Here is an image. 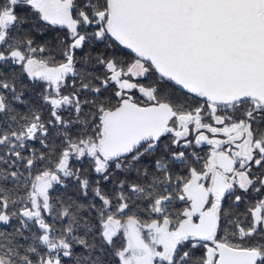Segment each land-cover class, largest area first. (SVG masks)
<instances>
[{"label":"snow or ice","instance_id":"1","mask_svg":"<svg viewBox=\"0 0 264 264\" xmlns=\"http://www.w3.org/2000/svg\"><path fill=\"white\" fill-rule=\"evenodd\" d=\"M0 264H264V0H0Z\"/></svg>","mask_w":264,"mask_h":264}]
</instances>
